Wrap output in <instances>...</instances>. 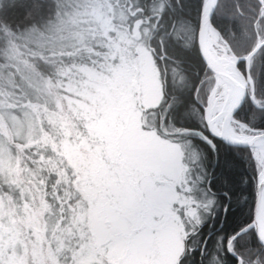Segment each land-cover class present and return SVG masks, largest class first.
Wrapping results in <instances>:
<instances>
[{
  "label": "snow or ice",
  "instance_id": "snow-or-ice-1",
  "mask_svg": "<svg viewBox=\"0 0 264 264\" xmlns=\"http://www.w3.org/2000/svg\"><path fill=\"white\" fill-rule=\"evenodd\" d=\"M0 264H264V0H0Z\"/></svg>",
  "mask_w": 264,
  "mask_h": 264
}]
</instances>
